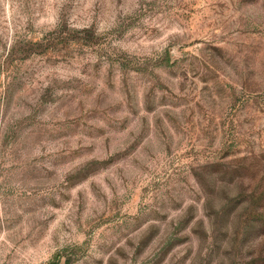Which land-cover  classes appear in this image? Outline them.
<instances>
[{
    "label": "rangeland",
    "instance_id": "rangeland-1",
    "mask_svg": "<svg viewBox=\"0 0 264 264\" xmlns=\"http://www.w3.org/2000/svg\"><path fill=\"white\" fill-rule=\"evenodd\" d=\"M0 264H264V0H0Z\"/></svg>",
    "mask_w": 264,
    "mask_h": 264
}]
</instances>
